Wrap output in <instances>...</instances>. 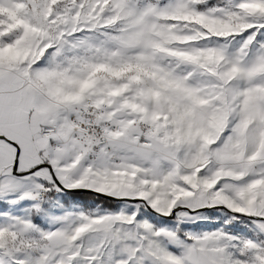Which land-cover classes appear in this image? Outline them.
<instances>
[{"label": "snow or ice", "instance_id": "6c2138e0", "mask_svg": "<svg viewBox=\"0 0 264 264\" xmlns=\"http://www.w3.org/2000/svg\"><path fill=\"white\" fill-rule=\"evenodd\" d=\"M0 264H264V0H0Z\"/></svg>", "mask_w": 264, "mask_h": 264}]
</instances>
